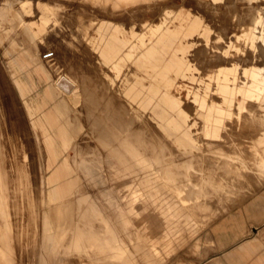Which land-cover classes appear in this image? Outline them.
I'll list each match as a JSON object with an SVG mask.
<instances>
[{"label":"crops","instance_id":"crops-1","mask_svg":"<svg viewBox=\"0 0 264 264\" xmlns=\"http://www.w3.org/2000/svg\"><path fill=\"white\" fill-rule=\"evenodd\" d=\"M55 1L60 2V9L55 10L52 19L42 18L37 13L36 20L25 22L26 28L23 27L21 34L12 29L0 35V41L10 37L12 32L18 37V40H9L7 51L9 55L13 52L16 55L10 58L5 69L24 98L25 109L42 149L45 192L51 203L65 202L77 191L80 176L75 164L79 160L76 153L85 154L89 144L101 146V142L105 146L104 142L115 141L110 131H119L122 127L124 130L126 119L135 121L133 128L138 126L141 135V122L136 125V115L141 118L144 114L160 128L170 131L164 132L165 136L178 139L177 143L191 152L198 126L187 116L175 89L186 73L193 52L199 50V58L204 59V49H197L206 33L204 17L182 12L172 14L164 6L166 0ZM196 1L202 5V0ZM210 12L218 18L223 16L221 11ZM41 44L52 46L53 50L48 51L52 52L50 59L40 54ZM131 50L137 52L126 64V55ZM208 63L213 64L212 61ZM250 72L244 97L262 106L264 69L253 67ZM23 73L36 74L45 82L44 91L32 94L36 86L19 76ZM60 84L72 88L71 93L65 88L64 92ZM107 114H112L111 119ZM113 115L122 119L117 121ZM232 126L230 124V131ZM260 133V137L254 139L255 151L250 153L251 157L249 152L245 154L241 160L243 164H237L232 149H225L224 156L231 159L224 162L229 165L224 164L220 170L214 169L207 174L206 177L214 179V184L204 193L229 194L227 199H222V213L207 223L194 239L196 242H190L169 264H264V128ZM235 134L230 132V136L236 138ZM204 135L208 136L209 131L205 130ZM229 142H233L231 137Z\"/></svg>","mask_w":264,"mask_h":264},{"label":"rangeland","instance_id":"rangeland-1","mask_svg":"<svg viewBox=\"0 0 264 264\" xmlns=\"http://www.w3.org/2000/svg\"><path fill=\"white\" fill-rule=\"evenodd\" d=\"M63 2L66 3L65 1H63ZM59 4H60V2H56L55 0H32V1L31 0L30 1L29 0H18V1L13 0L12 2H11V0H0V35L2 33H4L6 30H12V29L17 30V28H18L17 33L21 34V30H23V25L25 24V22H27L29 19L36 20L37 19V17H36L37 13H40L42 18L44 16H46V18L52 19V14L55 12V10L59 11V9H60ZM202 5H204L205 9L203 8ZM202 5H200L196 0H166V1H164V6L165 7L167 6L168 11H171L172 14H175L177 12H182L184 14H190L191 16H202L207 21L206 33L203 36L200 43H198V46H197V49L204 47L203 48L204 49L203 54H202V55H204V59H203L204 61L203 60L201 61V58H199L200 57L199 56V50L195 49L196 51L193 52V54L190 57L189 66L186 70V73L183 75V77L181 78V80L179 81V83L177 84V87L175 89V92H176L175 94L177 95L179 100L185 105L184 108H185V111L187 112V116L188 117L191 116L190 119L193 118L194 124L197 123V126H198V129L195 130L196 134H195V139H194V147H192L191 152L187 149V147H185V146L182 147L181 145H179L177 143L178 139H174V138L165 136L164 132L171 133L170 131L160 128L159 126H157L156 124L151 122L148 119V117L144 114L141 116V118H139L138 115H136V125H138L139 121L141 122V133H142L141 139H143V140H141L142 144H145L146 146H148V144H149L150 148L153 147L152 151L154 148L156 149V150L154 149L155 152L152 153L153 157L152 156L151 157L153 159L157 160V161H154V163H155L154 165L155 166L157 165V167H155L154 165L151 167V170L154 173V183L155 182L156 183L154 184V186L152 185L151 188H148V190H150V191L152 190L151 193H153V192H155V193H153V196L150 197V199H149L150 202H148L149 200L148 199L146 200L145 197H142L143 194L141 191H140V193L135 194V196L137 198L135 200L136 202H134V205L137 206V208H135L134 210L135 211L137 210V211L136 212H134V210L131 211V215H132L131 217L133 218V219L132 218L131 219L138 221L137 219L140 217V218H142L141 220H142V223H144L145 227H146V223L149 224V225L147 224L148 228L147 227L145 228L144 225L141 224L140 225L141 231L142 230L144 231V233L142 231L143 235L146 233H148L150 236L154 235L153 236L154 242L152 244L156 245V247L152 246V244L150 246L144 240H142V242H141V240H139V241H136V243H135V242H132V241L127 239L128 242H126L127 241L126 240L125 241L126 244H125L122 240L124 237L122 236L121 240L126 246V249L124 251H122V249H120L122 252L121 251H114V249H110L111 248L110 246H118L119 243L121 244L120 248H123L121 240H120V242H118V240L116 241V239L114 240L113 238L111 240L114 243L109 241L111 243V245H108L109 247L106 245L103 248L104 250L102 251V250H99L98 248H99L100 243H104V241H102V240H105L104 239L105 237L99 236V238L100 239L102 238V239L99 241L100 243L97 242L98 248L96 246H93V244H91L92 246L90 247V243H92V242L88 241V243H87L86 239L81 240L79 242V244H80L79 249H71L73 251V252L71 251V254L75 255L76 259H74V258H68L67 259L65 253L67 254L70 251V248H68V246L74 242V241H72L73 235L70 231L65 233V235L63 233H61L63 231H59V230L57 231L52 226L51 219L48 217L49 213H50V209H52L51 205H53V203H51V200H49L47 202V199H49V198H47L46 192H45V186H43V185H45L43 152H42V149L40 150L41 147L39 146L36 133L31 126L30 118H29L27 111L25 109L24 98L20 95V92H19L17 86L13 82L12 76L5 69V67H7V65H8V62L10 61V58L14 57L16 55L15 52H13L9 55V50L7 51V49L9 48V44H10L9 40L10 39L18 40V37L14 32H12V33H10V37L8 36L4 41H0V124H1L0 131H3V132H1L2 134H0V137H3L5 134H6L5 136H7L6 137L7 139L9 137H11L8 140L5 137H3V139H0V145L3 146L2 150L7 151V155L5 152L0 151V152H2V153H0L1 154L0 155L1 156V158H0L1 159V161H0V172H1V170H3L4 172L2 171L1 174L4 175V178H6L7 175L4 174L6 171V169L4 170V168L6 167L9 169V170L7 169L8 171H6V173L9 171H12V173H10V172L7 173L8 175L10 174V177L17 175V176H15V178L17 177L16 178L17 183L11 184L12 186L14 185L13 187H11V185L10 186L7 185V183H8L7 180L11 179V178H8L9 176H7L8 179L0 178L1 179L0 180V186L5 185L4 189H2L3 187H0L1 190H3V192L0 190V192H1L0 208L3 209V212H2V210H0L1 211L0 212V220H2V219L5 220L8 218L7 220H5L7 222H5L3 220L0 221L2 224V225H0V228H1L0 233L2 234V235L0 234V237H3V238L8 237V238H6V240L3 239L2 240L3 242L0 240L1 241L0 247L1 248H3V246L9 247V249L6 248L7 249V255L9 256L8 257L6 255L7 261L9 260L8 264H31V263L32 264L33 263L34 264L35 263L45 264L44 261H42L41 263H38V262H40L39 259L42 255H48V253H52L53 255H55V254L56 255L54 257H51V259H50L51 261L49 263H48V260L46 259V261H45L46 264H55V262H53V261H57L58 259L60 261V264H70L69 260H71V259L78 261V264H80L81 262H83L82 264H84V263L85 264H100V263L101 264H124V263L129 264V262L130 263L133 262L131 264H146V263H144V262H146V259H143V257H142L143 251H146L148 254L150 253L152 255L151 256L152 264H169V262L174 258L175 255H177V253H179L186 246H188L190 242L195 241L194 239L197 238L201 234V232L204 230L207 223L211 222V220H213L215 217H217L219 214L222 213V210H223V206H222L223 200L222 199L223 198L227 199L229 194L228 193L227 194H218V193L206 194L205 193V195H203L205 189L212 186L213 182H214V179H212V178L207 179L206 176H208L207 174H210L214 169L220 170L221 166H223L225 163L227 165H229V163L224 162L225 159H227L228 161L231 159V157L227 158V156H223L224 154H222V153L225 152L224 151L225 149L226 150L232 149V157L235 156V158L237 159V164L240 165L243 162L241 160H243L246 152L252 153L253 150H255L254 143L256 140H254V139L257 137H260V134H261L260 132H262V129L264 128V104L262 106H260V104H258V103L254 105L249 100H246L244 97V93L246 92L245 88L248 86L249 81H250L251 69L253 67L264 69V0H202ZM69 9H70V7H68V10ZM210 11H212V12L221 11V14H223V16H222V18H218L217 16H213V13H211ZM214 13L216 14V12H214ZM10 19H12V21ZM23 19H24V22H23ZM16 22H19V24H17ZM21 25H22V27H21ZM220 27L222 28L221 30L219 29ZM48 40H49V38H48ZM52 50H53V48L51 45L48 47L47 46L45 47L42 44L40 45V54L41 55L48 52V51H52ZM136 52L137 51H135V50H131L127 53L126 61H125L126 64H128V62L133 58V56ZM256 55H257V57H256ZM215 59L217 62L213 63L214 62L213 60H215ZM210 61H212V63H213L212 66H210L208 63ZM116 75H117V73H116ZM19 76L22 79H26L27 81L33 82L35 84L36 88L34 89V92H32V94L36 93L37 91L38 92L44 91L45 82L41 81L39 79V77H37L36 74H31L30 76H28L26 73H23ZM237 105H240V107H237ZM210 115H211V117H210ZM230 124H231V126L233 125L232 126L233 129L231 131H230ZM1 127H2V129H1ZM133 127H134V125H133ZM202 127H203V129H201ZM137 128H138V126L136 127V129ZM205 130L209 131L208 136L204 135ZM230 132H232L233 135L236 133V138H235V136H230ZM10 134L12 136H10ZM224 135H226V136H224ZM230 137H232V139L235 142L233 141L232 143H230L229 142ZM235 139H237V140H235ZM15 140H16V142H14ZM132 140H133V138H132ZM4 142H5V145H4ZM13 143H15V144H13ZM20 143L23 145L21 146ZM12 144L15 147H16V145H18L16 147L17 149H19L20 146H21V148L25 147L24 148L25 150L22 149L23 151L18 150V151L22 152V154L20 152L18 153L19 155L17 154V158H18V161L20 163V166H23L22 167L23 170L25 169L23 171V173L21 171L17 172L15 170L17 173H20V175L15 174L13 172L14 168H13V166H11V164L13 165V163H11L12 159L10 156H8V155L12 154L11 152L16 150L15 147H14L15 148L14 150H12L10 148L13 146ZM2 146H0V147L2 148ZM101 146L100 147L99 146H95V147L89 146L90 148H87L88 147L87 146L86 151H88V152H86L85 154H79V153L76 154L77 159H80V160H78L79 164L75 163L77 165V171H78V174L80 176V185L77 188V191L71 196V198L69 200H66L65 202L55 204V205L63 207L64 208L63 211L65 213L67 212V210L69 211L70 206H74L72 212H73V218H75V221H80V214H79L80 210H84L85 207L88 208L91 206H97L98 205L97 207L100 208L99 212L101 213V215L99 214V218L95 222H97L96 224H98L100 226L104 225L103 227H101V228H104L105 227V221H106L107 217H103V216L106 213L111 212L110 209H108V207L110 208V206H112V204H113L112 199L114 198V194H115V191H113V190H115V188L118 186L112 185V183L110 181V177H109L110 175L108 173L109 168L106 167L108 161H105L107 155H105V153L103 152L105 150V147L102 146V148H101ZM167 146H169V147H167ZM243 147H245V148H243ZM8 149H11V151H8ZM102 149H104V150H102ZM237 149H239V150H237ZM246 149H247V151H245ZM94 150H95V153H94ZM100 150L102 151V154H104L101 157H99L101 155ZM25 151H26V153H25ZM40 151H41L42 155H41ZM89 151H91V153ZM234 151H236V152H234ZM242 151H245V152H242ZM98 152H100V153H98ZM227 152H229V151H227ZM92 153H94L95 156ZM4 154H5V156H4ZM239 154H241V155H239ZM6 156L9 157L10 159L6 158V161H5V159L3 160V158H5ZM88 157H90V158H88ZM208 157H209V159H208ZM81 158H82V161H85L88 163L82 162ZM84 158H86V160ZM96 159H97V161H99V159H100L99 162H102V163L97 162ZM90 161H93L94 164ZM5 162L6 163L9 162V163L6 164ZM187 162H188V164H187ZM199 162H201V163H199ZM212 163H213V165H212ZM82 164H84V165L82 166ZM87 164H88V166H86ZM103 164H105V165H103ZM205 164L206 165L208 164L209 166L206 167ZM6 165H8V167ZM98 165H99V167H98ZM179 165H181V166H179ZM1 166H2V168L4 166L5 167L2 169ZM28 166H30V167L28 168ZM89 166H91V167H89ZM83 167L87 168V169H83ZM90 168H92V169H90ZM152 168H154V169H152ZM192 168H193V170H192ZM195 168L198 171H195ZM93 170H95V171H93ZM207 170L208 171L210 170V171L208 172ZM92 172H94L95 174L97 172V174L95 175ZM83 173H84V176H83ZM101 173H102V175H101ZM174 173L176 176L174 175ZM22 174H24V175L27 174V175L24 176ZM99 174H100V176H99ZM182 174L184 177L182 176ZM200 174H202V175H200ZM46 176H48V173H46ZM88 177H90V178H88ZM121 177H122V175H121ZM18 179L21 180V182H18ZM25 179L27 180V182L30 181L29 187L27 188V186H26V188H25V189H27L26 191L24 190V187H25L24 184H26V183H24L26 181ZM89 179H90V181H89ZM178 179H180V180H178ZM5 180L7 181V183ZM35 180H36V182H35ZM87 180H88V182H87ZM175 180L177 182H175ZM181 180H183V181H181ZM3 181H5L4 185L2 184V183H4ZM22 181H23V183H22ZM173 181H174V183H173ZM31 182L34 185L37 182H39V183L36 184L34 187V185H32ZM101 183H103V184H101ZM104 183H106L105 185H108V186H104ZM16 184H18L19 187ZM95 184H97V185H95ZM6 185H7V187H9V189H7ZM22 185H23V187H22ZM204 185H206V186H204ZM94 186H95V188H93ZM106 187H107V189H106ZM180 187H181V189H180ZM192 187H194V188H192ZM13 188L14 189L20 188L19 190L16 189V191H15L16 196L13 195V194H15ZM123 188H125L124 191L129 189L128 187H123V186H121V188L119 187V189H121V190ZM10 189L11 190L13 189L12 194H11ZM186 189H187V192H186ZM188 189H189V191H188ZM96 190L97 191L100 190V191H98L99 193ZM138 190H139V187H138ZM154 190H156V191H154ZM4 191H6V193L10 192L9 194L7 193L8 195L11 196V197L8 196L9 200L6 199L7 195H5ZM124 191L122 190V192L119 193V197L122 196V194L124 195ZM35 192H36V194L34 195ZM108 192L110 195L108 194ZM17 193H18V195H17ZM22 193H24V194H22ZM192 193H194V194H192ZM27 194H28V196L25 197V195H27ZM102 194H103V196H102ZM3 195H5V196H3ZM19 195H20V199L18 198ZM88 195H89V197H88L89 201L86 205L87 200H84V198L87 199ZM12 196H13V198H12ZM153 197H155V201H156L155 203L153 202ZM169 197H171L172 199ZM192 197H194V198H192ZM17 198L19 200H17ZM26 198H29V199H26ZM103 198H105V199L107 198V199L105 200ZM151 198H152V201H151ZM13 199H15V200H13ZM4 200L6 201V205H5L6 207L2 206L5 204ZM7 200H8V205H7ZM91 201H93V202H91ZM107 201H109V202L107 203ZM111 201H112V203H111ZM209 201H211V202L209 203ZM2 202H4V203H2ZM16 202H18V203H16ZM26 202L28 203V205L30 207L27 205ZM83 202H85V203H83ZM89 202L92 204H90ZM103 202H105V203H103ZM147 202L151 204L150 207H152V206L154 207V210H153V207L151 209H148V211L145 209L144 205H146ZM182 202H183V204H182ZM109 203H111V204H109ZM177 203H179L178 204L179 206L177 205ZM180 203H181V205H180ZM18 204H20V205H18ZM34 204H36V205H34ZM93 204H95V205H93ZM174 204H176L179 208H180V206H182V208H180V210H179V211H182V213L186 212L185 213L186 215H189L190 213H192L189 216L192 218L191 221L193 224H191V225H194V227L196 228V229L194 228L196 233L193 231V226L191 227V225H189L191 223L190 221L188 224L189 226L187 225L186 228H185L186 225H183V223H180V224L177 223L180 220L182 222L183 219L178 217L180 213H178L179 211L175 210L174 207H172V206H176ZM82 206H84V208ZM167 206L168 207L171 206L170 208H172V209H170L166 215L171 216L172 218L171 217H166L165 219L159 218V217H162V214L165 213V208ZM138 207H140V209ZM156 207L159 210H157ZM4 208H5V211H4ZM86 208H85V210H86ZM14 209H15V211H14ZM144 209L148 212V214L150 213V219H147L148 217L146 218V216H143L144 214L147 215V213ZM6 210H7V212L11 213V215L9 213H7ZM31 210H34V211H31ZM103 210L105 212L106 211L107 212L105 213ZM140 210H143V212L140 213L141 212ZM149 210H151V211L149 212ZM156 210H157V212L161 211L160 212L161 215L159 213L156 214L155 213ZM175 211L178 213L177 215H176ZM194 211H195V213H194ZM4 212H5L4 215H6V213H7L6 218H3ZM14 212L16 213V215ZM31 212H35L36 215L38 214L36 216V218L38 216L40 218L38 217L37 219L35 218V221L33 219H32L33 221H31L30 216H32V214H35V213L31 214ZM40 212H41V214H40ZM42 212H43V216H42ZM1 213H2V216H1ZM151 213L153 214L152 219H151V217H152ZM18 214H20V215H18ZM166 215L164 214V216H166ZM41 216L42 217L46 216V217L42 218ZM192 216L196 217L197 219L192 217ZM17 217H18V219H17ZM144 217H145V219L148 220V222H146L147 220H145ZM154 217L155 218L158 217L159 218V219L157 218L158 221ZM198 217H199V219H198ZM167 219L168 220L171 219V220H169L170 222L167 221ZM177 219H178V221H177ZM16 220H18L19 222ZM25 220L27 221V223ZM100 220H102L104 222H101ZM111 220L112 219H110V221ZM160 220L163 222L162 226H161L162 223H160ZM175 220H176V222H175ZM200 220L203 222L201 223ZM15 221L17 222L16 224H15ZM150 221H152V222L149 223ZM197 221H199V222H197ZM2 222H4L5 224H3ZM165 222L167 224H168V222L169 223L172 222L171 223L172 225H170V224H168L169 226L165 225L166 224ZM22 223H23V225H22ZM101 223H103V224H101ZM199 223H201V225ZM6 224L7 225L9 224L8 227L6 226ZM41 224H43V225H41ZM174 224H175V226H174ZM47 226H48V228L50 226L49 230H48ZM163 226H166V227L163 228ZM2 227H3V230H2ZM143 227L145 228V230L143 229ZM150 227H151V229H149ZM160 227L162 228L163 231L161 230ZM170 227H172V228H170ZM176 227L184 228L185 232L187 230V232L189 234L193 233V232H194V234H191L188 236V233L186 232L183 235L182 241H181V239H179V236H177L175 234L176 233L175 229H177ZM189 227H191V228H189ZM98 228H99V226H98ZM167 228H168V230L170 229L171 233H170V231L166 230ZM13 229H15V230H13ZM146 230L148 232H145ZM160 231L162 233H164V231H165L166 232V233H164L165 235L164 234L162 235V233ZM197 231L199 234L197 233ZM7 233L9 234V236L7 235ZM154 233H156L157 235H155ZM167 235L169 236V238H167V240H166ZM52 236H53V238H52ZM184 236L186 239L184 238ZM159 237L162 238V240L165 239L164 240L165 242H163ZM54 238H56L57 240L55 239L56 241H54L53 240ZM60 238H64V241L59 240ZM187 238L190 240H188ZM156 240L159 243L156 242ZM160 241L164 244H162ZM5 242H7V243H5ZM32 242H34V243H32ZM143 242L145 243L144 250H143V245H144ZM128 243H130L131 246L133 244L134 245L136 244V245L134 247L133 246L131 247ZM142 243H143V245H142ZM160 243L162 246L160 245ZM181 243H182V245H181ZM26 244H27V246H25ZM33 244H34V246H33ZM35 244H36V246H35ZM63 244L66 245V246L62 247L65 251L63 249H60L61 248L60 246H62ZM137 244H138V246H140V245H142V246L138 247ZM171 244H173V245H171ZM163 245L166 247H164ZM35 247L37 248L36 250H35ZM38 247H40V248H38ZM106 247H108V248H106ZM168 247H170V248H168ZM1 248H0V250H2ZM41 248H43V249H41ZM94 248H96V249H94ZM105 248H106V251H105ZM116 248L118 249V247H116ZM135 248L138 250V252L140 249V252H139L140 254L136 251ZM165 248H166V250H165ZM141 250H143V251H141ZM10 251H12L13 253L12 252L10 253ZM39 251H40V253L43 252L41 254V256L38 255V254H40ZM62 251H64L65 253L64 252L62 253ZM87 251H89V252H87ZM134 251L136 254H134ZM166 251H167V253H166ZM33 252L36 254H34ZM32 253L34 256L31 255ZM44 253H46V254H44ZM79 253L82 254V255H80L81 257H77V255H79ZM99 253H101V254H99ZM116 253H119L118 254L119 259H117V257H115V255H117ZM61 254H62V257L64 255L63 258H61ZM68 254H70V253H68ZM102 254H104V255H102ZM84 255H86V256H84ZM106 255H108V257ZM34 258H36V259H34ZM64 259H66V261H64ZM79 259H81V260H79ZM151 259H150V261H151ZM101 260L103 263L101 262ZM134 260L137 261L138 263H135ZM154 260H156V261H154ZM150 261H148V262H150ZM64 262H66V263H64ZM149 264H151V262Z\"/></svg>","mask_w":264,"mask_h":264},{"label":"bare ground","instance_id":"bare-ground-1","mask_svg":"<svg viewBox=\"0 0 264 264\" xmlns=\"http://www.w3.org/2000/svg\"><path fill=\"white\" fill-rule=\"evenodd\" d=\"M13 0H11V2H12ZM18 1V0H17ZM30 1V0H29ZM32 1V0H31ZM104 1V0H103ZM113 1V0H112ZM123 1H125V0H123ZM132 1V0H131ZM130 1V2H131ZM45 2V1H44ZM80 2V1H79ZM108 2V1H107ZM110 2V1H109ZM120 2V1H119ZM127 2H129V1H127ZM24 3V2H23ZM28 3V2H27ZM81 3V2H80ZM111 3V2H110ZM116 3V2H115ZM121 3V2H120ZM13 4V3H12ZM97 4H99V3H97ZM117 4V3H116ZM125 4H127V3H125ZM129 4V3H128ZM132 4H134V3H132ZM150 4V3H149ZM23 5V4H22ZM64 5V4H63ZM54 6V5H53ZM68 6V5H67ZM105 6V5H104ZM138 6V5H137ZM204 6V5H203ZM207 7V6H206ZM19 8V7H18ZM116 8H118V7H116ZM107 10V9H106ZM227 10V9H226ZM118 11V10H117ZM131 11V10H130ZM226 12V11H225ZM229 13V12H228ZM237 13V12H236ZM20 14V13H19ZM134 15V14H133ZM22 17V16H21ZM98 17V16H97ZM248 19V18H247ZM11 21H12V19H10ZM249 20V19H248ZM10 21V22H11ZM59 21V20H58ZM72 22V21H71ZM13 23V22H12ZM15 23V22H14ZM17 24H19V22H16ZM246 23V22H245ZM11 24V23H10ZM22 24V23H21ZM20 26V25H19ZM21 27H22V25H21ZM23 27H24V29L26 28V24H24L23 25ZM73 29V28H72ZM17 30H18V28H17ZM21 32H22V30H21ZM54 39V38H53ZM86 47V46H85ZM204 48V47H203ZM62 52V51H61ZM56 53V52H55ZM71 53V52H70ZM259 53V52H258ZM205 54V53H204ZM263 55V54H262ZM256 57H257V55H256ZM262 57V56H261ZM62 59V58H61ZM64 59V58H63ZM77 59V58H76ZM86 59V58H85ZM259 59V58H258ZM65 60H67V59H65ZM91 60V59H90ZM204 61V60H203ZM219 62V61H218ZM263 62V61H262ZM78 63V62H77ZM83 63V62H82ZM70 64V63H69ZM220 64V63H219ZM248 64V63H247ZM83 65V64H82ZM71 66V65H70ZM79 70V69H78ZM97 70V69H96ZM82 71V70H81ZM86 73V72H85ZM68 74V73H67ZM82 74V73H81ZM60 75V74H59ZM94 76V75H93ZM95 76H97V74L95 75ZM94 76V77H95ZM51 77V76H50ZM59 77V76H58ZM65 77H66V75H65ZM79 77V76H78ZM92 77V76H91ZM60 78V77H59ZM58 78V79H59ZM64 78V77H63ZM70 78H71V76H70ZM76 78V77H75ZM65 79V78H64ZM67 79H69V77L67 78ZM90 79V78H89ZM259 79H261V78H259ZM66 80V79H65ZM64 80V81H65ZM69 80H71V79H69ZM73 80V79H72ZM71 80V81H72ZM70 81V82H71ZM82 81V80H81ZM59 82V81H58ZM61 82V81H60ZM66 82H67V80H66ZM55 84V83H54ZM64 84H65V82H64ZM74 84H76V82H74ZM78 84V83H77ZM82 84H83V82H82ZM87 84V83H86ZM93 84V83H92ZM106 84V83H105ZM61 85V84H60ZM59 85V86H60ZM61 86H63L62 87V89H64L65 87H67L66 85H65V87H64V85L62 84ZM61 86H60V88H61ZM78 86V85H77ZM76 86V88H79V87H77ZM75 88V87H74ZM84 88V87H83ZM107 88V87H106ZM58 89V88H57ZM65 89H67V88H65ZM65 89H64V92H65ZM72 89V88H71ZM71 89H67V91L69 90L70 91V93H71ZM80 89V88H79ZM98 89H99V87H98ZM75 90V89H74ZM73 90V91H74ZM77 90V89H76ZM86 90V89H85ZM101 90V89H100ZM99 90V91H100ZM79 91V90H78ZM83 91H84V89H83ZM89 91H90V89H89ZM92 91V90H91ZM98 91V92H99ZM104 91V90H103ZM107 91V90H106ZM260 91V90H259ZM63 92V91H62ZM74 92H76V91H74ZM80 92V91H79ZM86 92V91H85ZM95 92V91H94ZM105 92V91H104ZM69 93V92H68ZM73 93V92H72ZM77 93V92H76ZM64 94V93H63ZM75 94V93H74ZM78 94V93H77ZM76 94V95H77ZM79 94H81V93H79ZM78 94V95H79ZM86 94V93H85ZM258 94H259V92H258ZM67 95V94H66ZM70 95V94H69ZM69 95H67V96H69ZM84 95V94H83ZM82 95V96H83ZM262 95V94H261ZM71 96V95H70ZM69 96V97H70ZM74 96V95H73ZM93 96V95H92ZM79 97H81V96H79ZM65 98V97H64ZM67 99H68V97H66ZM77 98H78V96H77ZM86 98V97H85ZM254 99V98H253ZM80 100V99H79ZM117 100V99H116ZM255 100V99H254ZM253 100V101H254ZM69 101V100H68ZM78 101V100H77ZM85 101V100H84ZM74 102V101H73ZM82 102V101H81ZM86 102H87V100H86ZM95 102V101H94ZM77 103V102H76ZM77 104H79V103H77ZM89 104V103H88ZM91 104H93V103H91ZM101 104V103H100ZM109 104V103H108ZM111 104V103H110ZM118 104V103H117ZM85 106V105H84ZM79 107V106H78ZM86 107V106H85ZM95 107V106H94ZM93 107V108H94ZM110 107V106H109ZM109 107H108V109H109ZM116 107V106H115ZM81 108V107H80ZM101 108V107H100ZM103 108V107H102ZM106 108V107H105ZM112 109H114V108H112ZM101 110V109H100ZM110 110V109H109ZM115 110H116V112L118 111V109L117 108H115ZM123 110V109H122ZM121 110V112L123 113V111ZM191 111V110H190ZM115 111H113L112 113H114ZM115 112V113H116ZM119 112V111H118ZM94 113V112H93ZM95 113H96V110H95ZM97 113H98V111H97ZM96 113V114H97ZM101 113V112H100ZM108 113H111V110H110V112H108ZM106 114V113H105ZM112 114H110V116H111ZM114 115H117V114H114ZM114 115L112 116V117H114ZM124 115V114H123ZM122 115V116H123ZM107 116L108 117H110L108 114H107ZM119 116V115H118ZM85 117H87V116H85ZM100 117H103V116H100ZM126 117V116H125ZM124 117V118H125ZM135 117V116H134ZM93 118V117H92ZM105 118H106V116H105ZM104 118V119H105ZM115 118V117H114ZM118 118L119 117H116L115 119L118 121ZM120 118H121V116H120ZM120 118H119V120H120ZM83 119V118H82ZM95 119H97V118H95ZM102 119V118H101ZM107 119H109V118H107ZM110 119H111V117H110ZM110 119H109V121H110ZM113 119V118H112ZM122 119V118H121ZM249 119V118H248ZM90 120H93V119H91L90 118ZM127 120V119H126ZM131 120V119H130ZM95 121V120H94ZM105 121V120H104ZM108 121V122H109ZM114 121V120H113ZM122 121V120H121ZM120 121V122H121ZM90 122V121H89ZM102 122V121H101ZM111 122V121H110ZM92 123H93V121H92ZM114 124L115 123H117L116 121H114L113 122ZM134 123H135V121H134ZM96 124V123H95ZM100 124V123H99ZM114 124H113V126H114ZM124 123H122V125H123ZM234 124V123H233ZM88 125V124H87ZM86 125V126H87ZM93 125V124H92ZM110 125V124H109ZM116 125V124H115ZM120 125V124H119ZM119 125H116V127L117 126H119ZM133 123L132 122H129L128 120L126 121V128L123 130V127L122 128H120V126H119V128H120V130L118 131H115V132H113V129H112V131H110V133L112 134V135H114L115 136V141H106V138H105V141L106 142H104L105 143V150L104 149H102V150H104L103 152L105 153V155H107L106 156V159H105V161H108V163H107V165H106V167H108L109 168V177H110V181H111V183H112V185H115V186H118V187H116L115 188V190H113V191H115V194H114V198L112 199V201H113V204H112V206H110V208L108 207V209H110V211L112 212H108V213H106L104 210V212L106 213L103 217H107V219H106V221H105V227L104 228H101V227H103L102 225L100 226V225H98V224H96L97 222H95L98 218H99V214L101 215V213L99 212V207H97V206H91V207H88V208H86V210H85V208H84V206H82L83 208H84V210H80L79 211V214H80V221H75V218H73V208H74V206H70L69 207V211L67 210V212L65 213L64 211H63V207H61V206H57V205H55V204H53V205H51L52 206V209H50V213H49V218L51 219V223H52V226L58 231H63V232H61V233H63L64 235H65V233H67V232H71L72 233V235H73V240L72 241H74L72 244H70L69 246H68V248H70V251L68 252V253H70L71 254V249H79V247H80V244H79V242L81 241V240H87V243H88V241L89 242H92V243H90V247L92 246L91 244H93V246H96L97 247V245H98V243L97 242H99L101 239L99 238V236H104L105 238V240H102V241H104V243H100V245H99V250H104L103 248L107 245H111V243L109 242V241H111V242H113L111 239L113 238L114 240L116 239V241L118 240V242H120V240L122 239V236L124 237L122 240H123V242L126 244V242H128V240H130V241H132V242H135L136 243V241H139V240H141V242H142V240H144L146 243H148L150 246H151V244L154 242V238H153V236H150L148 233H146V234H142V231H141V227H140V225L141 224H143L144 225V223H142V218H138L137 220L138 221H136V220H132L133 218L131 217L132 215H131V211H133L135 208H137V206H135L134 205V202H136L135 200H136V196H135V194H138V193H140V191L142 192V197H145L146 198V200L148 199H150V197H152L153 196V193H155V192H153V193H151L152 192V190L150 191V190H148V188H151L152 187V185L154 186V184L156 183H154V173L152 172V170H151V167L155 164L154 163V161H157L156 159H153L152 157V153L153 152H155L154 151V149H153V151H152V148L153 147H149V144H148V146H146L145 144H142V142H141V140H143V139H141V135H139V132L140 131H138V128L136 129V128H133ZM237 125V124H236ZM0 126H1V124H0ZM100 126V125H99ZM103 126V125H102ZM132 126V127H131ZM88 127V126H87ZM111 127H112V125H111ZM235 127V126H234ZM98 128V127H97ZM109 128V127H108ZM107 128V129H108ZM254 128V127H253ZM1 129H2V127H1ZM95 129V128H94ZM101 129V128H100ZM102 129H103V127H102ZM101 129V130H102ZM116 128L114 127V130H115ZM151 129V128H150ZM257 129V128H256ZM260 129V128H259ZM99 130V129H98ZM143 130V129H142ZM244 130V129H243ZM91 131H92V129H91ZM97 131V130H96ZM103 131V130H102ZM1 132H3V131H0V134H2ZM95 132V131H94ZM100 132V131H99ZM105 132V131H104ZM125 132V133H124ZM108 133V132H107ZM228 133V132H227ZM5 134V133H4ZM101 134H102V132H101ZM111 134L109 135V136H111ZM142 134V133H141ZM6 135V134H5ZM3 136V137H7V136ZM8 135V134H7ZM104 135V134H103ZM123 135H124V137H123ZM236 135V134H235ZM248 135V134H247ZM10 136H12L11 134H10ZM97 136H99L98 135V133H97ZM224 136H226V135H224ZM3 137H0V139H3ZM9 137V136H8ZM94 136L92 135V138H93ZM108 137V136H107ZM144 137V136H143ZM240 137V136H239ZM9 138H11V137H9ZM8 138V139H9ZM13 138V137H12ZM90 138V137H89ZM100 138H102L101 136H100ZM110 138V137H109ZM108 138V139H109ZM132 138H133V140H132ZM232 138V137H231ZM7 139V138H6ZM7 139V140H8ZM14 139V138H13ZM17 139V138H16ZM83 139V138H82ZM148 139V138H147ZM160 139V138H159ZM238 139V138H237ZM237 139H235V140H237ZM245 139V138H244ZM99 140V139H98ZM132 140V141H131ZM5 141V140H4ZM81 141V140H80ZM103 141H104V138H103ZM151 141V140H150ZM234 141V140H233ZM2 142V141H1ZM14 142H16V140L14 141ZM88 142V141H87ZM90 142V141H89ZM94 142H95V140H94ZM98 142V141H97ZM100 142V141H99ZM9 143V142H8ZM77 143V142H76ZM91 143V142H90ZM96 143V142H95ZM151 143V142H150ZM10 144V143H9ZM13 144H15V143H13ZM12 144V145H13ZM21 144V143H20ZM85 144V143H84ZM83 144V145H84ZM89 144V143H88ZM94 143H92V145H93ZM208 144V143H207ZM229 144V143H228ZM248 144V143H247ZM4 145H5V142H4ZM23 144H21V146H22ZM80 145V144H79ZM79 145H78V147H79ZM87 145V144H86ZM100 145H103L101 142H100ZM152 145V144H151ZM150 145V146H151ZM0 146H2V145H0ZM11 146V145H10ZM9 146V147H10ZM18 145H16V147H17ZM21 146H20V148H21ZM89 146H90V144H89ZM87 147V148H90V147ZM94 146V145H93ZM97 146H99V144L97 145ZM153 146V145H152ZM231 146V145H230ZM242 146V145H241ZM245 146V145H244ZM13 147V148H12ZM12 147H10L12 150H14L16 147L13 145ZM15 147V148H14ZM95 147V146H94ZM100 147V146H99ZM167 147H169V146H167ZM1 148V147H0ZM17 149L16 148V150H14L13 152H11L12 154H10V155H8V156H10L11 157V159H12V161H11V163H13V165L11 164V166H13V168H14V173L15 174H19L20 175V173H17L18 171L20 172H22L23 173V171L25 170H23L22 169V167L23 166H20V163H19V161H18V158H17V154L20 152V151H18V150H22V149H24V148H21V149ZM86 148V147H85ZM101 148H102V146H101ZM233 148V147H232ZM243 148H245V147H243ZM252 148V147H251ZM3 149V146H2V148L0 149V151H3L2 150ZM6 149V148H5ZM4 149V150H5ZM11 149H8V151H11ZM97 149V148H96ZM168 149V148H167ZM215 149V148H214ZM213 149V150H214ZM249 149V148H248ZM7 150V149H6ZM25 150V149H24ZM39 150V149H38ZM40 150H41V148H40ZM71 150V149H70ZM74 150V149H73ZM91 150V149H90ZM156 150V149H155ZM163 150V149H162ZM206 150V149H205ZM216 150V149H215ZM218 150V149H217ZM231 150V149H230ZM236 150V149H235ZM237 150H239V149H237ZM23 151V150H22ZM74 151H77L76 149L74 150ZM78 151H79V149H78ZM93 151V150H92ZM101 151V150H100ZM207 151V150H206ZM245 151H247V149L245 150ZM245 151H242V152H245ZM253 151H255V150H253ZM3 152H5L6 153V155H7V151H3ZM83 152V151H82ZM86 152H88V151H86ZM90 153H91V151H89ZM211 152V151H210ZM234 152H236V151H234ZM0 153H2V152H0ZM10 153V152H9ZM21 154H22V152H20ZM25 153H26V151H25ZM40 153H41V151H40ZM83 153H85V152H83ZM94 153H95V150H94ZM94 153H92V154H94ZM98 153H100V152H98ZM159 153V152H158ZM171 153V152H170ZM225 153V152H224ZM224 153H222V154H224ZM231 153V152H230ZM247 153V152H246ZM77 154V153H76ZM97 154V153H96ZM101 155L99 156V157H101L102 155H104V154H102V151H101V153H100ZM204 154V153H203ZM250 154V153H249ZM256 154V153H255ZM1 155V154H0ZM19 155V154H18ZM25 155V154H24ZM41 155H42V153H41ZM239 155H241V154H239ZM3 156V155H2ZM4 156H5V154H4ZM26 156V155H25ZM24 156V157H25ZM85 156V155H84ZM94 156H95V154H94ZM93 156V157H94ZM152 156V157H151ZM195 156V155H194ZM221 156V155H220ZM224 156V155H223ZM258 156V155H257ZM256 156V157H257ZM261 156V155H260ZM22 157V156H21ZM42 157V156H41ZM92 157V156H91ZM105 157V156H104ZM240 157V156H239ZM250 157H251V154H250ZM0 158H1V156H0ZM3 158V157H2ZM6 158L7 159H10L9 157H5V158H3V160L5 159V161H6ZM43 158V157H42ZM41 158V159H42ZM88 158H90V157H88ZM96 158V157H95ZM103 158V157H102ZM168 158V157H167ZM217 158V157H216ZM228 158V157H227ZM259 158V157H258ZM21 159V158H20ZM25 159V158H24ZM76 159V158H75ZM85 160H86V158H84ZM83 159V160H84ZM98 159V158H97ZM97 159H96V161H97ZM196 159V158H195ZM208 159H209V157H208ZM219 159V158H218ZM255 159V158H254ZM260 159V158H259ZM80 160V159H79ZM95 160V159H94ZM102 160V159H101ZM224 160V159H223ZM0 161H1V159H0ZM81 161H82V158H81ZM99 161H100V159H99ZM99 161H97V162H99ZM103 161V160H102ZM209 161V160H208ZM212 161V160H211ZM82 162H85V161H82ZM90 162H92L93 163V161H90ZM194 162V161H193ZM249 162V161H248ZM6 163V162H5ZM4 163V164H5ZM9 163V162H8ZM8 163H6V164H8ZM29 163V162H28ZM85 163H88V162H85ZM99 163H102V162H99ZM105 163V162H104ZM169 163V162H168ZM199 163H201V162H199ZM198 163V164H199ZM215 163V162H214ZM228 163V162H227ZM260 163V162H259ZM77 164V163H76ZM94 164V163H93ZM158 164V163H157ZM180 164V163H179ZM183 164V163H182ZM187 164H188V162H187ZM209 164V163H208ZM206 165V167L207 166H209V165ZM217 164V163H216ZM226 164V163H225ZM243 164V163H242ZM248 164V163H247ZM29 165V164H28ZM84 164H82V166H83ZM91 165V164H90ZM103 165H105V164H103ZM190 165V164H189ZM212 165H213V163H212ZM7 167H8V165H6ZM10 166V165H9ZM86 166H88V164L86 165ZM85 166V167H86ZM155 166V165H154ZM161 166V165H160ZM166 166V165H165ZM179 166H181V165H179ZM201 166V165H200ZM235 166V165H234ZM234 166H232L231 165V167H234ZM5 167V166H4ZM3 167V168H4ZM30 166H28V168H29ZM89 167H91V166H89ZM88 167V168H89ZM95 167V166H94ZM98 167H99V165H98ZM103 167V166H102ZM155 167H157V165L155 166ZM171 167V166H170ZM173 167V166H172ZM183 167V166H182ZM190 167V166H189ZM198 167V166H197ZM222 167V166H221ZM1 168H2V166H1ZM2 168V169H3ZM11 168V167H10ZM105 168V167H104ZM103 168V169H104ZM194 168V167H193ZM193 168H192V170H193ZM199 168V167H198ZM224 169H225V167H223ZM252 168V167H251ZM250 168V169H251ZM259 168V167H258ZM258 168H257V171H258ZM6 169V171H8L9 169L8 168H4V170ZM8 169V170H7ZM27 169V168H26ZM83 169H87V168H84L83 167ZM90 169H92V168H90ZM94 169V168H93ZM96 169V168H95ZM98 169V168H97ZM101 169V168H100ZM152 169H154V168H152ZM237 169V168H236ZM247 169V168H246ZM11 170V169H10ZM17 172H16V171ZM99 170V169H98ZM105 170V169H104ZM107 170V169H106ZM201 170V169H200ZM231 170V169H230ZM2 171L3 170H1V172H0V174L2 173ZM6 171H5V175H7V176H9L8 178H11V179H8L7 178V176H6V178H4V175H0L1 177L0 178H4V179H8L7 181H8V183H7V181H6V183H7V185L8 186H10L11 184H15V183H17V180H16V178H15V176H17V175H14V176H11L10 177V174L8 175L7 173H12V171H9V172H7L6 173ZM35 171V170H34ZM93 171H95V170H93ZM97 171V170H96ZM102 171V170H101ZM108 171V170H107ZM106 171V172H107ZM184 171V170H183ZM195 171H198V170H196V168H195ZM206 171V170H205ZM208 171V170H207ZM210 171V170H209ZM208 171V172H209ZM227 171V170H226ZM225 171V172H226ZM229 171V170H228ZM255 171V170H254ZM4 172V171H3ZM91 172V171H90ZM159 172V171H158ZM162 172V171H161ZM260 172H261V170H260ZM13 173V174H14ZM92 173H94V172H92ZM100 173V172H99ZM183 173V172H182ZM190 173V172H189ZM224 173V172H223ZM258 173H259V171H258ZM95 174V173H94ZM93 174V175H94ZM96 174H97V172H96ZM95 174V175H96ZM107 174V173H106ZM162 174V173H161ZM185 174V173H184ZM203 174V173H202ZM202 174H200V175H202ZM22 175H24V174H22ZM25 175H27V174H25ZM24 175V176H25ZM101 175H102V173H101ZM105 175V174H104ZM103 175V176H104ZM121 175H122V177H121ZM174 175H175V173H174ZM187 175V174H186ZM194 175V174H193ZM210 175V174H209ZM262 175V174H261ZM83 176H84V173H83ZM99 176H100V174H99ZM107 176V175H106ZM176 176V175H175ZM182 176H183V174H182ZM228 176V175H227ZM233 176V175H232ZM246 176V175H245ZM251 176V175H250ZM19 177V176H18ZM36 177V176H35ZM34 177V178H35ZM87 177V176H86ZM108 177V178H109ZM184 177V176H183ZM202 177V176H201ZM211 177V176H210ZM82 178V177H81ZM85 178V177H84ZM88 178H90V177H88ZM97 178V177H96ZM100 178V177H99ZM173 178V177H172ZM217 178V177H216ZM219 178V177H218ZM228 178V177H227ZM230 178V177H229ZM254 178V177H253ZM33 179V178H32ZM40 179V178H39ZM98 179V178H97ZM122 181H121V180ZM183 179V178H182ZM207 179H208V177H207ZM248 179V178H247ZM259 179V178H258ZM1 180V179H0ZM26 180V179H25ZM24 180V181H25ZM153 180V181H152ZM178 180H180V179H178ZM192 180V179H191ZM205 180V179H204ZM249 180V179H248ZM5 181H3L4 183H2L3 185L5 184ZM43 181V180H42ZM89 181H90V179H89ZM181 181H183V180H181ZM241 181V180H240ZM250 181V180H249ZM2 182V181H1ZM18 182H21V180H19L18 179ZM30 181H28L27 182V180L24 182V183H26V184H24L25 185V187H24V190L26 191L27 189H25L26 188V186H27V188L29 187V183ZM35 182H36V180H35ZM34 182V183H35ZM85 182V181H84ZM87 182H88V180H87ZM93 182V181H92ZM175 182H177L176 180H175ZM204 182V181H203ZM220 182V181H219ZM237 182V181H236ZM262 182V181H261ZM261 182H260V185H261ZM22 183H23V181H22ZM32 183V182H31ZM39 182H37L36 184H38ZM173 183H174V181H173ZM192 183V182H191ZM190 183V184H191ZM230 183V182H229ZM243 183V182H242ZM253 183V182H252ZM20 184V183H19ZM35 184V185H36ZM86 184V183H85ZM101 184H103V183H101ZM106 183H104V186H108V185H105ZM213 184H214V182H213ZM227 184V183H226ZM7 185H6V187H7ZM16 185H18V184H16ZM15 185V186H16ZM32 185H34L33 183H32ZM35 185H34V187H35ZM43 185V184H42ZM95 185H97V184H95ZM111 185V186H112ZM223 185V184H222ZM234 185V184H233ZM5 186V185H4ZM4 186H0V187H3L2 189H4ZM14 186V185H13ZM12 185H11V187H13ZM31 186V185H30ZM43 186H45V185H43ZM84 186V185H83ZM100 186V185H99ZM103 186V185H102ZM121 186H123V187H128L129 189H127V190H125L124 191V189L125 188H123L122 190L124 191V195L122 194V196H120L119 197V193L120 192H122V190L121 189H119V187L121 188ZM156 186V185H155ZM187 186V185H186ZM195 186V185H194ZM204 186H206V185H204ZM215 186V185H214ZM224 186V185H223ZM257 186V185H256ZM17 187V186H16ZM18 187H19V185H18ZM22 187H23V185H22ZM38 187V186H37ZM36 187V188H37ZM138 187H139V190H138ZM15 188V187H14ZM13 188V189H14ZM31 188V187H30ZM29 188V189H30ZM93 188H95V186L93 187ZM192 188H194V187H192ZM207 188V187H206ZM231 188V187H230ZM7 189H9V187H7ZM12 189V190H13ZM16 189H18V188H16ZM16 189H14V193H15V191H16ZM20 189V188H19ZM18 189V190H19ZM106 189H107V187H106ZM180 189H181V187H180ZM211 189V188H210ZM0 190H1V188H0ZM6 190V189H5ZM11 190V189H10ZM11 190V194L13 193V191ZM17 190V191H18ZM23 190V191H24ZM38 190V189H37ZM94 190V189H93ZM102 190V189H101ZM193 190V189H192ZM209 190V189H208ZM207 190V191H208ZM214 190V189H213ZM217 190V189H216ZM2 192H3V190H1ZM21 191V190H20ZM29 191V190H28ZM97 191V190H96ZM98 191H100V190H98ZM97 191V192H98ZM154 191H156V190H154ZM188 191H189V189H188ZM191 191V190H190ZM37 192V191H36ZM36 192L34 193V195L36 194ZM103 192V191H102ZM106 192V191H105ZM172 192V191H171ZM175 192V191H174ZM186 192H187V189H186ZM202 192V191H201ZM216 192V191H215ZM233 192V191H232ZM4 193H5V195H7V198L6 199H8V196H10V195H8L7 193H6V191H4ZM96 193V192H95ZM99 193V192H98ZM178 193V192H177ZM208 193V192H207ZM22 194H24V193H22ZM107 194V193H106ZM105 194V195H106ZM108 194H109V192H108ZM166 194V193H165ZM168 194V193H167ZM174 194V193H173ZM186 194V193H185ZM192 194H194V193H192ZM234 194V193H233ZM0 195H1V192H0ZM5 195H3V196H5ZM14 196H16V193L15 194H13ZM17 195H18V193H17ZM98 195V194H97ZM100 195V194H99ZM110 195V194H109ZM160 195V194H159ZM203 195H205V193L203 194ZM28 196V194L27 195H25V197H27ZM78 196V195H77ZM91 196V195H90ZM102 196H103V194H102ZM108 196V195H107ZM155 196V195H154ZM11 197V196H10ZM37 197V196H36ZM45 197V196H44ZM88 197H89V195L87 196V199L86 198H84V200H87V202H86V205H87V203H88V201H89V199H88ZM98 197V196H97ZM106 197V196H105ZM158 197V196H157ZM164 197V196H163ZM12 198H13V196H12ZM16 198V197H15ZM19 199H20V195H19V197H18ZM17 198V200H19ZM31 198V197H30ZM46 198V197H45ZM44 198V199H45ZM82 198V199H83ZM99 198V197H98ZM112 198V197H111ZM169 198H171V197H169ZM185 198V197H184ZM183 198V199H184ZM192 198H194V197H192ZM217 198V197H216ZM26 199H29V198H26ZM80 199V198H79ZM78 199V200H79ZM92 199V198H91ZM100 199V198H99ZM103 199H105V198H103ZM107 199V198H106ZM105 199V200H106ZM109 199V198H108ZM172 199V198H171ZM9 200V199H8ZM8 200H7V205H8ZM13 200H15V199H13ZM36 200V199H35ZM46 200V199H45ZM69 200V199H68ZM81 200V199H80ZM93 200V199H92ZM104 200V201H105ZM110 200V199H109ZM186 200V199H185ZM189 200V199H188ZM194 200V199H193ZM215 200V199H214ZM1 201V200H0ZM23 201V200H22ZM28 201V200H27ZM40 201V200H39ZM49 201V199H47V202ZM94 201V200H93ZM93 201H91V202H93ZM112 201H111V203H112ZM151 201H152V198H151ZM198 201V200H197ZM4 202H5V204L4 205H2V206H5L6 205V201L4 200ZM4 202H2V203H4ZM109 201H107V203H108ZM140 202V201H139ZM148 202H150V200L148 201ZM147 202V204L146 205H144V207H145V209L148 211V209H151L152 207H150V203H148ZM153 202L155 203L156 201H155V197H153ZM201 202V201H200ZM211 201H209V203H210ZM214 202V201H213ZM219 202V201H218ZM14 203V202H13ZM16 203H18V202H16ZM27 203V202H26ZM30 203V202H29ZM71 203V202H70ZM83 203H85V202H83ZM90 203V202H89ZM103 203H105V202H103ZM111 203H109V204H111ZM193 203V202H192ZM82 204V203H81ZM90 204H92V203H90ZM167 204V203H166ZM179 203H177V205H178ZM182 204H183V202H182ZM196 204V203H195ZM18 205H20V204H18ZM27 205H28V203H27ZM34 205H36V204H34ZM85 205V206H86ZM93 205H95V204H93ZM104 205V204H103ZM106 205V204H105ZM174 205H176V204H174ZM172 206V207H174V209L175 210H177V211H179L180 210V208H182V206H180V208L178 207V206ZM180 205H181V203H180ZM203 205V204H202ZM29 206V205H28ZM139 206V205H138ZM184 206V205H183ZM204 206V205H203ZM6 207V206H5ZM16 207V206H15ZM30 207V206H29ZM81 207V208H82ZM141 207V206H140ZM140 207H138L139 209H140ZM143 207V208H144ZM162 207V206H161ZM171 206H167L166 208H165V215L167 214V212H169V210L170 209H172V208H170ZM191 207V206H190ZM199 207V206H198ZM197 207V208H198ZM207 207V206H206ZM17 208V207H16ZM27 208V207H26ZM157 208V207H156ZM179 208V209H178ZM205 208V207H204ZM10 209V208H9ZM20 209V208H19ZM32 209V208H31ZM37 209V208H36ZM58 209V210H57ZM144 209V210H145ZM184 209V208H183ZM187 209V208H186ZM222 209V208H221ZM0 210H2V212H3V209L2 208H0ZM28 210V209H27ZM145 210V211H146ZM153 210H154V207H153ZM157 210H159L158 208H157ZM157 210H156V214H160V212L161 211H159V212H157ZM191 210V209H190ZM194 210V209H193ZM4 211H5V208H4ZM14 211H15V209H14ZM19 211V210H18ZM31 211H34V210H31ZM36 211V210H35ZM44 211V210H43ZM63 211V212H62ZM101 211V210H100ZM137 211V210H136ZM135 210H134V212H136ZM141 212L140 213H142L143 212V210H140ZM146 211V213H147V215L146 214H144L143 216H146V218L147 219H150V213L148 214V212ZM151 210H149V212H150ZM226 211V210H225ZM1 212V211H0ZM6 212H7V210H6ZM176 212V211H175ZM7 213H9V212H7ZM7 213H6V215H4L5 214V212L3 213V218H6L7 217ZM15 213V212H14ZM32 213H35V212H31V214ZM39 213V212H38ZM138 213V212H137ZM178 213H180L179 214V218H182L183 219V221L181 222V220L180 221H178V219H177V223L178 224H180V223H183V225H186L185 226V228L187 227V225L189 224V221L191 222L189 225H191V224H193L192 223V218L189 216L190 214H192V213H190L189 215H186L185 213L186 212H184V213H182V211H179ZM177 212H176V215L178 214ZM194 213H195V211H194ZM198 213V212H197ZM10 215H11V213H9ZM25 214V213H24ZM40 214H41V212H40ZM164 214H162V217H159V218H163V219H165L166 217H171V216H164ZM15 215H16V213H15ZM18 215H20V214H18ZM38 215V214H37ZM36 213L35 214H32V216H30L31 217V221H35V218H36ZM46 215V214H45ZM136 215V214H135ZM153 214L151 213V216H152ZM155 215V214H154ZM161 215V214H160ZM171 215V214H170ZM174 215V214H173ZM203 215V214H202ZM1 216H2V213H1ZM5 216V217H4ZM42 216H43V212H42ZM41 216V217H42ZM142 216V215H141ZM164 216V217H163ZM196 216V215H195ZM25 217V216H24ZM39 217V216H38ZM37 217V218H38ZM46 217V216H45ZM45 217H42V218H45ZM102 217V218H103ZM156 217V216H155ZM154 217V218H155ZM192 217H194V216H192ZM197 217V216H196ZM196 217H194V218H196ZM2 218V217H1ZM21 218V217H20ZM36 218V219H37ZM40 218V217H39ZM132 218V219H131ZM153 218V216L151 217V219ZM158 218V217H157ZM157 218H155L156 220H157ZM158 218V219H159ZM172 218V217H171ZM177 218V217H176ZM193 218V219H194ZM8 219V218H7ZM7 219H5V220H7ZM16 219V218H15ZM17 219H18V217H17ZM33 219V220H32ZM104 219V218H103ZM102 219V220H103ZM110 219H112L111 221H110ZM140 219V220H139ZM144 219H145V217H144ZM147 219H145V220H147ZM197 219V218H196ZM198 219H199V217H198ZM3 221H5L4 219H2ZM2 220H0V221H2ZM30 220V219H29ZM48 220V219H47ZM102 220H100L101 222H104V221H102ZM154 220V219H153ZM169 220H171V219H169ZM168 219H167V221H169ZM174 220V219H173ZM202 220V219H201ZM200 220V221H201ZM16 221H18V220H16ZM15 221V224L17 223ZM26 221V220H25ZM141 221V222H140ZM158 221V220H157ZM164 221V220H163ZM166 221V222H167ZM5 222H7V221H5ZM9 222V221H8ZM19 222V221H18ZM146 222H148V220L146 221ZM152 221H150L149 223H151ZM165 222V223H166ZM170 222V221H169ZM168 222V224H170V225H172L171 223H169ZM175 222H176V220H175ZM197 222H199V221H197ZM196 222V223H197ZM203 221H201V223H202ZM3 224H5L4 222H2ZM14 223V222H13ZM21 223V222H20ZM26 223H27V221H26ZM31 223V222H30ZM37 223V222H36ZM39 223V222H38ZM43 223V222H42ZM157 223V222H156ZM160 223H162L161 224V226L163 225V222L160 220ZM201 223H199L200 225H201ZM101 224H103V223H101ZM148 223H146V227L148 228V225H147ZM167 223L165 224V225H168ZM204 224V223H203ZM0 225H2L1 224V222H0ZM9 225V224H8ZM8 225L6 224V226L8 227ZM22 225H23V223H22ZM37 225V224H36ZM41 225H43V224H41ZM46 225V224H45ZM49 225V224H48ZM99 226V228H98V226ZM152 225V224H151ZM154 225V224H153ZM159 225V224H158ZM182 225V224H181ZM188 225V226H189ZM5 226V227H6ZM18 226V225H17ZM156 226V225H155ZM169 226V225H168ZM174 226H175V224H174ZM193 226V231L196 233V231L194 230V225H191V227ZM25 227V226H24ZM28 227V226H27ZM144 227H145V225H144ZM143 227V229L145 230V228ZM153 227V226H152ZM158 227V226H157ZM156 227V228H157ZM164 227H166V226H163V228ZM173 227V226H172ZM172 227H170V228H172ZM183 227V226H182ZM191 227H189V228H191ZM203 227V226H202ZM14 228V227H13ZM29 228V227H28ZM34 228V227H33ZM46 228V227H45ZM47 228H48V226H47ZM49 228H50V226H49ZM49 228H48V230H49ZM159 228V227H158ZM161 228V227H160ZM177 229H175L176 230V235L177 236H179V239H181V241H182V237H183V235L187 232V230H186V232L184 231L185 229L184 228H181V227H176ZM1 229V228H0ZM99 229V230H98ZM149 229H151V227L149 228ZM196 229V228H195ZM2 230H3V227H2ZM5 230V229H4ZM7 230V229H6ZM13 230H15V229H13ZM26 230V229H25ZM31 230V229H30ZM68 230V231H67ZM161 230H162V228H161ZM166 230H168V228L166 229ZM165 230V231H166ZM191 230V229H190ZM10 231V230H9ZM35 231V230H34ZM163 231V230H162ZM164 231V233H166ZM168 231H170V229L168 230ZM1 232V231H0ZM11 232V231H10ZM19 232V231H18ZM21 232V231H20ZM145 232H148L147 230L145 231ZM154 232V231H153ZM157 232V231H156ZM161 232V231H160ZM173 232V231H172ZM190 232V231H189ZM192 232V231H191ZM194 232L193 233H188V236L189 235H191V234H194ZM4 233V232H3ZM23 233V232H22ZM143 233H144V231H143ZM150 233V232H149ZM162 233V232H161ZM164 233H162V235L164 234ZM170 233H171V231H170ZM197 233H198V231H197ZM1 234V233H0ZM19 234V233H18ZM34 234V233H33ZM155 235H157L156 233H154ZM168 234V233H167ZM173 234V233H172ZM199 234V233H198ZM2 235V234H1ZM5 235V234H4ZM7 235L9 236V234L7 233ZM161 235V236H162ZM165 235V234H164ZM63 236V235H62ZM187 236V237H188ZM6 237V236H5ZM164 237V236H163ZM1 239V241L3 240V239H5L6 240V238H8V237H6V238H3V237H0ZM52 238H53V236H52ZM160 238V237H159ZM165 238V237H164ZM167 238H169V236L167 235V237H166V240H167ZM184 238H185V236H184ZM193 238V237H192ZM29 239V238H28ZM56 238H54L53 240L54 241H56L55 240ZM125 239V240H124ZM128 239V240H127ZM161 240H162V238H160ZM186 239V238H185ZM188 239V238H187ZM4 240V241H5ZM59 240H61V241H64V238H60ZM122 240H121V242H122ZM127 240V241H126ZM165 240V239H164ZM164 240H162L163 242H165ZM188 240H190V239H188ZM1 241H0V243H1ZM126 241V242H125ZM129 241V242H130ZM169 241V240H168ZM3 242V241H2ZM122 242V247L123 248H120L121 247V244L119 243V245L118 246H110L111 248L110 249H114V251H121L120 249H122V251H124L125 249H126V246H125V244ZM156 242H158L157 240H156ZM155 242V243H156ZM161 242V241H160ZM170 242V241H169ZM179 242V241H178ZM5 243H7V242H5ZM32 243H34V242H32ZM31 243V244H32ZM36 243V242H35ZM114 243V242H113ZM131 243V242H130ZM130 243H128L129 245H130ZM144 243V242H143ZM143 243H142V245H143ZM159 243V242H158ZM162 243V242H161ZM161 243H160V245H161ZM177 243V242H176ZM183 243V242H182ZM182 243H181V245H182ZM189 243V242H188ZM4 244V243H3ZM162 244H164V243H162ZM167 244V243H166ZM184 244V243H183ZM5 245V244H4ZM22 245V244H21ZM114 245V244H113ZM136 245V244H135ZM134 244L132 245L133 247L135 246ZM142 245H140V246H142ZM148 245V246H149ZM171 245H173V244H171ZM6 246V245H5ZM9 246V245H8ZM23 246V245H22ZM25 246H27V244L25 245ZM33 246H34V244H33ZM35 246H36V244H35ZM64 246H66V245H62V246H60L61 248L60 249H63L62 247H64ZM131 246V245H130ZM131 246V247H132ZM137 246H138V244H137ZM140 246H138V247H140ZM152 246H155L156 247V245H153L152 244ZM162 246V245H161ZM160 246V247H161ZM164 246V245H163ZM170 246V245H169ZM178 246V245H177ZM184 246V245H183ZM13 247V246H12ZM32 247V246H31ZM46 247V246H45ZM109 247V246H108ZM108 247H106V248H108ZM116 247H118V249L116 248ZM164 247H166V246H164ZM172 247V246H171ZM185 247V246H184ZM193 247V246H192ZM1 248V247H0ZM6 248H8L9 249V247H4L3 246V248H1L2 250H0V264H8V261H7V249ZM23 248V247H22ZM26 248V247H25ZM24 248V249H25ZM38 248H40V247H38ZM66 248V247H65ZM67 248V249H68ZM106 248H105V251H106ZM137 248V247H136ZM135 248V249H136ZM144 248H145V243H144V245H143V250H144ZM168 248H170V247H168ZM173 248V247H172ZM171 248V249H172ZM31 249V248H30ZM37 248L35 247V250H36ZM41 249H43V248H41ZM47 249V248H46ZM94 249H96V248H94ZM97 249V250H98ZM117 249V250H116ZM134 249V250H135ZM179 249V248H178ZM22 250V249H21ZM40 250V249H39ZM64 250V249H63ZM143 250H141V251H143ZM158 250V249H157ZM165 250H166V248H165ZM33 251V250H32ZM31 251V252H32ZM38 251V250H37ZM36 251V252H37ZM42 251V250H41ZM65 251V250H64ZM64 251H62V253L64 252ZM95 251V250H94ZM101 251V252H102ZM121 251V252H122ZM136 251L138 252V250L136 249ZM12 251H10V253H11ZM23 252V251H22ZM73 252V251H72ZM87 252H89V251H87ZM139 252H140V249H139ZM138 252V253H139ZM160 252V251H159ZM13 253V252H12ZM17 253V252H16ZM34 253V252H33ZM33 253L31 254V255H33ZM39 253H40V251H39ZM43 253V252H42ZM42 253H40V254H38V255H40L41 256V254ZM65 253V252H64ZM66 254L65 253V255H66V257H67V259L68 258H74V259H76V257H75V255H70V254ZM104 253V252H103ZM106 253V252H105ZM133 253V252H132ZM165 253V252H164ZM166 253H167V251H166ZM34 254H36V253H34ZM44 254H46V253H44ZM86 254V253H85ZM99 254H101V253H99ZM107 254V253H106ZM117 255H115V257H117V259H119V253H116ZM123 254V253H122ZM134 254H136L135 253V251H134ZM140 254V253H139ZM143 259H146V262H144V263H150L151 262V264H152V259H151V254L149 253H147L146 251H143ZM7 255V256H6ZM56 255V254H55ZM55 255H53L52 253H48V255H42L41 257H40V259H39V261L40 262H38V263H41L42 261H44V263L46 264V259L48 260V263L51 261L50 259H51V257H54ZM80 255H82L81 253H79V255H77V257H81ZM102 255H104V254H102ZM109 255V254H108ZM108 255H106L107 257H108ZM113 255V256H114ZM133 255V254H132ZM159 255V254H158ZM34 256V255H33ZM45 256V257H44ZM47 256V257H46ZM84 256H86V255H84ZM131 256V255H130ZM139 256V255H138ZM141 256V255H140ZM9 257V256H8ZM39 257V256H38ZM63 257H64V255H63ZM62 257V254H61V258H63ZM83 257V256H82ZM159 257V256H158ZM23 258V257H22ZM60 258V259H61ZM92 258V257H91ZM105 258V257H104ZM141 258V257H140ZM153 258V257H152ZM25 259V258H24ZM34 259H36V258H34ZM74 259H71V260H69L70 261V264H78V261H75ZM131 259V258H130ZM133 259V258H132ZM142 259V258H141ZM150 259H151V261H150ZM26 260V259H25ZM79 260H81V259H79ZM83 260V259H82ZM88 260V259H87ZM96 260V259H95ZM129 260V259H128ZM36 261V260H35ZM63 261V260H62ZM64 261H66V259H64ZM105 261V260H104ZM133 261V260H132ZM148 261H150V262H148ZM154 261H156V260H154ZM53 262H55V264H60V261H59V259L57 260V261H53ZM93 262V261H92ZM101 262H102V260H101ZM106 262V261H105ZM122 262V261H121ZM128 262V261H127ZM134 262L135 263H138L137 261H135L134 260ZM27 263V262H26ZM64 263H66V262H64ZM69 263V262H68ZM80 263V262H79ZM83 262H81L80 264H82ZM103 263V262H102ZM131 263H133V262H131ZM130 262H129V264H131ZM32 264V263H31ZM34 264V263H33ZM35 264H37V263H35ZM85 264V263H84ZM101 264V263H100ZM125 264V263H124Z\"/></svg>","mask_w":264,"mask_h":264},{"label":"built area","instance_id":"built-area-1","mask_svg":"<svg viewBox=\"0 0 264 264\" xmlns=\"http://www.w3.org/2000/svg\"><path fill=\"white\" fill-rule=\"evenodd\" d=\"M52 57V52H46L43 54L44 59H50Z\"/></svg>","mask_w":264,"mask_h":264}]
</instances>
